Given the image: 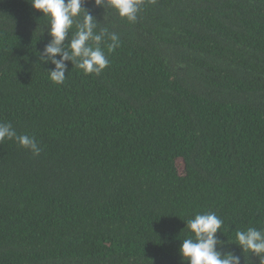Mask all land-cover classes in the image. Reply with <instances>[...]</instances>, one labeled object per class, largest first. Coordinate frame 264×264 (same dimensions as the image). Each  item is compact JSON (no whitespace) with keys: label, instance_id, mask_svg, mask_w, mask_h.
Returning a JSON list of instances; mask_svg holds the SVG:
<instances>
[{"label":"trees","instance_id":"16d2710c","mask_svg":"<svg viewBox=\"0 0 264 264\" xmlns=\"http://www.w3.org/2000/svg\"><path fill=\"white\" fill-rule=\"evenodd\" d=\"M83 7L120 46L56 84L47 17L0 0V122L40 148L0 142V264H187L186 221L209 212L217 249L260 264L227 241L264 231V0Z\"/></svg>","mask_w":264,"mask_h":264},{"label":"clouds","instance_id":"9594fccd","mask_svg":"<svg viewBox=\"0 0 264 264\" xmlns=\"http://www.w3.org/2000/svg\"><path fill=\"white\" fill-rule=\"evenodd\" d=\"M31 7L47 17L48 23L42 28L40 37L47 28V35L51 37L45 45L43 53L39 52L40 60L50 61L55 65L49 69L50 80L56 84L65 81L67 65L65 61H71L85 74H99L110 63L101 47L102 41L107 37L111 41L108 51L111 52L120 46V38L116 33H108L107 29L96 31L97 19L83 7L84 0H28ZM98 7L114 8L120 17L130 22H135L144 0H94ZM83 14V19L78 17ZM75 26V31L72 32ZM71 33V39L69 35ZM40 39V38H39ZM67 41V44H66ZM59 54V59L57 55ZM15 138L19 144L30 149L38 155L40 148L34 137L28 135L17 136L10 123L0 122V142L5 139ZM223 221L215 213L197 214L186 221L187 227L193 234L192 237L182 240L179 254L182 262L187 264H241V256L229 251L222 253L217 249L218 244H224L217 237L221 231ZM235 242L242 251L254 254L259 258L260 264H264V231L255 227L246 230H237Z\"/></svg>","mask_w":264,"mask_h":264}]
</instances>
